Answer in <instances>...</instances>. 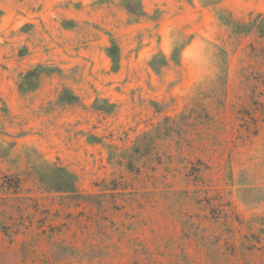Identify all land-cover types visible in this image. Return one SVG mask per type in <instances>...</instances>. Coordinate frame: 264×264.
Returning <instances> with one entry per match:
<instances>
[{"label": "rangeland", "instance_id": "1", "mask_svg": "<svg viewBox=\"0 0 264 264\" xmlns=\"http://www.w3.org/2000/svg\"><path fill=\"white\" fill-rule=\"evenodd\" d=\"M259 17L0 0V264H264Z\"/></svg>", "mask_w": 264, "mask_h": 264}, {"label": "trees", "instance_id": "2", "mask_svg": "<svg viewBox=\"0 0 264 264\" xmlns=\"http://www.w3.org/2000/svg\"><path fill=\"white\" fill-rule=\"evenodd\" d=\"M251 26L257 28L262 34H264V18L259 17L257 20L253 21ZM56 171L59 172L58 175V190H64L68 193L74 194L76 191L75 176L70 173L65 168L56 167Z\"/></svg>", "mask_w": 264, "mask_h": 264}]
</instances>
